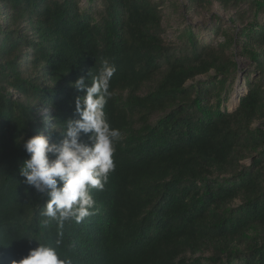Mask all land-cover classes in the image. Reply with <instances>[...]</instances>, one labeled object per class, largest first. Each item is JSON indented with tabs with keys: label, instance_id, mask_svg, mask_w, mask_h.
<instances>
[{
	"label": "trees",
	"instance_id": "trees-1",
	"mask_svg": "<svg viewBox=\"0 0 264 264\" xmlns=\"http://www.w3.org/2000/svg\"><path fill=\"white\" fill-rule=\"evenodd\" d=\"M189 1L263 21L0 0V264H264V0Z\"/></svg>",
	"mask_w": 264,
	"mask_h": 264
},
{
	"label": "rangeland",
	"instance_id": "rangeland-1",
	"mask_svg": "<svg viewBox=\"0 0 264 264\" xmlns=\"http://www.w3.org/2000/svg\"><path fill=\"white\" fill-rule=\"evenodd\" d=\"M163 1L164 6L162 9L165 25L168 28V39L173 40L175 36V31L180 27L179 23L191 24L195 28L196 34L198 30H207L211 29L214 25L219 24L224 31L230 29V34H234L236 29H241L242 21L249 23L252 21H256L261 23L263 21L262 16L254 17V9L250 7L249 2L242 4L240 10L236 11L235 9L225 11L221 5L214 1L211 4L205 5L203 8L194 7L189 0H156ZM175 5V6H174ZM174 6V7H173ZM239 13V14H238ZM4 17L1 18L2 22ZM21 33H25V29H21ZM204 37L207 33L204 31L201 32ZM223 37L220 38V41L217 43H222ZM233 52H237V48L233 49ZM239 64V76L238 78L243 76V73L249 69L247 63L244 58L238 56L236 57ZM200 80L206 81V78H199ZM241 79L234 86L231 98L228 102H226V107L229 110H233L238 104V99L234 98L238 93H244L246 88L242 85ZM50 109H45L42 115L50 112ZM257 126H261L258 124ZM264 127V126H263ZM250 162H246L249 164Z\"/></svg>",
	"mask_w": 264,
	"mask_h": 264
}]
</instances>
